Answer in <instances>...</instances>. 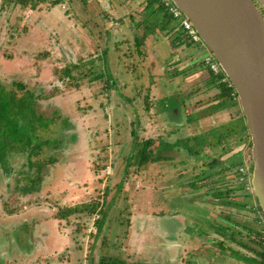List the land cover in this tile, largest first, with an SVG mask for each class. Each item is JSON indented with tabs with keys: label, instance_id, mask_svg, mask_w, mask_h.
Instances as JSON below:
<instances>
[{
	"label": "rangeland",
	"instance_id": "obj_1",
	"mask_svg": "<svg viewBox=\"0 0 264 264\" xmlns=\"http://www.w3.org/2000/svg\"><path fill=\"white\" fill-rule=\"evenodd\" d=\"M147 1L143 0L145 5ZM54 2L0 0V89L9 94L0 96V102L10 107L0 108L6 115L0 117V264H97L102 250L141 264H189L195 257L197 262L213 256L209 250L216 249L212 243L216 235H205L208 228L218 225L220 231H235L230 225L234 217L225 205L237 197L245 199L237 217L243 227L264 234V213L254 210L257 199L249 196L251 145L244 150L245 178L236 177L237 181L228 171L215 181L198 179L200 162L181 144L171 148L176 140L213 126L219 129L239 116L237 105L210 107L217 99L208 100L219 89L196 75L185 77L192 64L189 59L198 60L192 47H184L178 66H167L165 54H170L171 45L164 39L179 21L171 18L167 23L164 9L138 10L142 1L136 2L135 11L129 9L132 14L105 12L86 24L72 15L67 0L57 7L61 12L56 17H45ZM257 4L264 14V6ZM34 12L39 13L36 24ZM62 25L68 26L67 37L61 34ZM175 36L192 45L184 34L170 35V42ZM137 40H142L141 45ZM116 44L121 49L111 56V63L121 61L124 67L114 75L115 84L112 80L108 85L106 76L98 75L107 74L104 51ZM79 45L84 55L78 59ZM204 50L203 44L197 49ZM114 116L116 120L111 119ZM133 128L139 142L136 153L144 141L154 140L150 151L158 161L139 167L136 153L129 158L131 141L136 140ZM236 136L226 140L227 149L237 146ZM160 141L163 150L158 149ZM159 174L174 181L166 180L161 189ZM143 175L153 182L148 197L144 196L148 187L142 189ZM172 184L177 186L175 193ZM233 184L237 191L232 188L228 195L232 198L221 197L218 203L207 200L218 186ZM97 201L107 210L100 231L96 223L100 212L81 210L67 218L58 213L63 207ZM180 215L186 217L183 225L164 226L174 220L178 224ZM199 232L202 240L197 242ZM179 240H193L190 245H196V251L188 250L186 260L176 256L182 248L176 251L168 243ZM263 249L264 244L258 246Z\"/></svg>",
	"mask_w": 264,
	"mask_h": 264
},
{
	"label": "crops",
	"instance_id": "obj_2",
	"mask_svg": "<svg viewBox=\"0 0 264 264\" xmlns=\"http://www.w3.org/2000/svg\"><path fill=\"white\" fill-rule=\"evenodd\" d=\"M55 0H53L54 2ZM66 0H56L51 9H48V13L44 12V16L45 17H56V14L58 12H61L60 8H57L58 6H60L62 4V2H65ZM124 1L125 0H121V2L119 3L118 0H67V3L70 6V9L72 10L73 13L72 15L76 17L77 20H81L83 23H88L91 21H97L98 18H100V16H102L105 12L106 13H110V14H116V15H123V14H132L131 12H129V9L135 11L136 10V2L140 3L141 1L143 2V0H127V3L124 5ZM124 5V6H123ZM159 4H157L156 2H152L151 0L147 1V5H145V2H143V5L140 6V8H138V10L141 9H145L146 11L149 12V10L151 9V12L153 13L154 10H152L155 7H158ZM155 6V7H154ZM132 7V8H131ZM123 8H126V12L123 13ZM161 8V7H160ZM50 12V14H49ZM35 13V24H36V20L38 18L39 13ZM49 14V15H48ZM54 14V15H53ZM43 16V17H44ZM51 16V17H50ZM62 16V15H61ZM64 18V16H63ZM56 25H58L56 23ZM60 26V25H58ZM83 26V25H82ZM63 30L61 31V34H64L66 37L68 35V26L62 25ZM166 27H163V29H165ZM179 27H177V29L174 28H169L168 31L170 30L172 33H174L175 35L178 34L180 32H178ZM76 32L78 33V35H80L81 33L78 32V30H76ZM168 34L167 35V39H164L166 42H168L171 47H170V54H165V59H167V66L171 67V65H173V68H175L176 66H178L182 60V53H186L185 48L186 46H190L192 47V51L194 50V55L195 57H197V59L199 60L202 56H204L202 53H198L197 49L201 46V45H195V44H185L182 40L180 42L181 45L177 48H175L172 44H174V42H170L169 37L170 35L174 34ZM86 36V35H85ZM177 37V36H175ZM183 37V36H182ZM68 40L70 38H67ZM107 40V44H108V39ZM117 41H115L116 43ZM106 44V43H105ZM63 46V45H62ZM79 48L78 50V59L81 58L84 53L81 50V45L77 46ZM174 47V48H173ZM118 48V50H117ZM120 47H118V45L116 44V46L112 49H109V47L107 46L106 51H104L105 56H108V60L106 57V66H107V71L105 74L100 73L98 76H106V82L108 85H110V81H112L111 84H115L114 80H115V74L116 76L119 75L120 70L124 67H122V62L121 61H115L113 63H111V56L115 57L116 54L118 53V51H120ZM117 50V51H116ZM157 51V50H156ZM206 51V48L204 50V52ZM77 55V54H76ZM115 59V58H114ZM192 64L190 67H187V70H191L193 69V71L186 72L187 74H184L186 78L188 77H200L202 80L205 81V84H210L211 80H213L212 76H211V71L208 69L207 66H205L204 64H202V62H197L198 60H193V59H189ZM121 63V64H120ZM178 64V65H177ZM196 68V69H195ZM110 69V70H109ZM105 74V75H104ZM196 75V76H195ZM217 88V87H216ZM218 89V88H217ZM24 92H29L28 90L24 91ZM34 97V94L32 95ZM196 97H194L193 99H195ZM212 100L214 99H210L208 100V102H212ZM239 100V97H238ZM216 101V100H214ZM215 106H211L210 107H214V108H220L223 109L225 107H229V106H239V116L232 121L231 123H226V124H222V126H220V128L218 129L217 127H212L210 128V130H206V131H202V132H195V134H191L189 136H186L184 138L181 139H185V141L188 139V143L186 144V146H184V143H181L179 140H176V142L171 145V148H176L178 149L176 146L181 144L184 147V151H187L188 154L194 156V160H196L197 162H200V164L197 166L200 168L201 173H197L196 176L198 177V179L204 177V180H212L215 181L217 180L219 177H221L224 173V171H228V175L232 174V181H237L236 177L238 178V174L236 173V166L240 165L241 163H244V161L247 163V158H245L244 155V150L246 149L247 145H251V140H250V136L248 133V129H247V123H246V117L243 113L240 101H227V103H222L220 104V102H214ZM217 104V105H216ZM210 105V104H209ZM167 110L170 111V104H166ZM116 109V108H114ZM209 109V108H207ZM166 110V111H167ZM124 111V110H123ZM119 114V113H117ZM116 114V115H117ZM115 115L112 113V116ZM120 115V116H119ZM118 116L121 118L125 117L126 114H119ZM111 117V116H110ZM111 119H117V116H114ZM193 118H189L188 120H192ZM114 120V121H115ZM131 122L135 123V120H131ZM119 122H116V124H118ZM213 129L216 130L213 131ZM215 132V133H214ZM131 134L135 136L134 141H131L132 143V147L133 150L130 151L129 153V158L134 157L132 152H134V154L136 153V148L137 145L139 144L138 142V137H137V131L135 128H133V130L131 131ZM234 135H238L237 137V141L236 139L234 140L235 143L237 144L236 147L232 148V149H227L226 144L229 138H231V136ZM195 136H199V137H203V141L201 143L197 142V139H195ZM227 140V141H226ZM184 141V140H183ZM219 143V144H218ZM163 143L160 141L158 143V149L161 148L163 150ZM188 148V149H187ZM207 148V150L205 149ZM216 148H218V150H220L221 152H217V150H215ZM237 148V150H235ZM202 151H199V150ZM214 149V150H212ZM212 150V152L210 153V151ZM234 150V151H233ZM233 151L232 154H230V152ZM203 153V157L199 158L197 156V154ZM161 157V156H160ZM158 157L156 159H151L152 161L156 160L158 161ZM149 161L148 163H152V161ZM159 163V162H158ZM249 164V161H248ZM146 168H148V166L146 165ZM250 168V166H249ZM252 168V167H251ZM250 168V169H251ZM238 169V168H237ZM252 171V170H251ZM158 175V174H157ZM228 175L226 176L225 180H227ZM144 176V175H143ZM142 176V177H143ZM160 176V180H159V187L162 189V183L165 182L166 180L169 181H174L173 178H167V176L165 174H159ZM121 179H125L124 174L121 175ZM153 179V178H152ZM196 181V178H192ZM193 181V180H192ZM202 181V180H200ZM143 184V190L148 187V191L144 194V196L148 197V195L150 194L152 188H153V182L151 179H148V177H143L142 178V182ZM120 184V183H119ZM194 184V183H193ZM238 184V183H237ZM157 185V184H155ZM154 185V186H155ZM175 184L171 185V189L172 192L175 193L176 190ZM193 187V185H192ZM237 187L235 184L231 185V186H218V188L216 190H214V194L212 196V198H207L208 201H215V203H218L216 201L222 199L221 197H225V198H232L231 196H228L230 192L233 191L232 188ZM241 187L243 188V185H241ZM136 188V187H135ZM234 191L236 192L237 189L234 188ZM198 193L200 194L201 192L198 191ZM225 194V196H224ZM244 197V196H242ZM248 197V196H246ZM150 198V196H149ZM218 198V199H216ZM239 199V200H237ZM255 199V198H254ZM236 200V201H235ZM255 201V200H254ZM243 202H245V199L243 198L242 201H240V198L237 197L236 199H234V201H230L228 204L226 202L227 205H225V208H229L231 211L229 214L232 215V217H234L233 220H231V224L230 225H234L235 226V231H231L230 233H226L224 231H220L219 226L218 225H213L214 227L208 228V232L205 233L206 236L210 235H216V239L212 242L214 244V246L216 247V249H210L209 251L211 253H213L211 257L209 258H203V260H197L196 262V257H195V261L189 264H264V255L262 254V251L258 250V246L259 243L253 242L251 240V238L256 239L258 238V235L256 233V230L253 228H249L248 230H246L245 226L241 220H239L237 217H240V215L238 214V212L240 211L239 209L242 208L243 206ZM253 204L256 206V202H253ZM159 206H161L159 204ZM224 207V206H223ZM255 208V207H254ZM162 209V206H161ZM162 212H164L162 210ZM226 213H228L226 211ZM215 217V220H217L216 217H218L217 214L213 215ZM243 219V218H242ZM167 220V218H166ZM178 224H176L177 222L174 220L172 222H164V226L168 227L169 229H175L176 227H178V225L181 223L183 225L184 220H186V217L182 215L178 216L177 219ZM190 222L194 223L192 220H190ZM224 224V223H223ZM221 224V225H223ZM226 225V224H224ZM187 229V227H185ZM216 228V230H215ZM214 229V230H212ZM212 230V231H211ZM253 230V231H252ZM201 232L199 233H195L196 234V238H197V242L201 241L202 238H200ZM251 235L254 233L255 236L252 235V237H250L248 234ZM191 232H188L187 237H190ZM222 234L225 236V238H221L218 237V235L222 236ZM187 237H186V241H187ZM247 237V238H246ZM199 238V239H198ZM176 240L178 241V239L176 238ZM180 242H174V241H170L168 243H172L173 246L176 247V251L177 248L180 247L182 248L184 251L179 252L177 251L176 256H180V258L183 259H187V253L188 250H193L195 249L196 245H190L192 243V241L189 242H183L181 240H179ZM204 241V240H203ZM167 243V244H168ZM218 243H224L222 247H218ZM166 244V245H167ZM201 245L205 246V243H201ZM171 246V245H170ZM185 246V247H184ZM186 247L189 249H186ZM204 248V247H203ZM197 249V248H196ZM195 249V251H196ZM208 249V248H206ZM185 252V254H184ZM184 254V255H183ZM263 255V256H262ZM173 262H175V260H173ZM177 262V261H176Z\"/></svg>",
	"mask_w": 264,
	"mask_h": 264
},
{
	"label": "water",
	"instance_id": "obj_3",
	"mask_svg": "<svg viewBox=\"0 0 264 264\" xmlns=\"http://www.w3.org/2000/svg\"><path fill=\"white\" fill-rule=\"evenodd\" d=\"M257 1L173 0L238 94L251 140L253 193L264 213V14Z\"/></svg>",
	"mask_w": 264,
	"mask_h": 264
},
{
	"label": "trees",
	"instance_id": "obj_4",
	"mask_svg": "<svg viewBox=\"0 0 264 264\" xmlns=\"http://www.w3.org/2000/svg\"><path fill=\"white\" fill-rule=\"evenodd\" d=\"M151 1L153 3L156 2L157 4H159V2L157 0H151ZM159 9H164L165 10V13L163 15L166 17L165 18L166 19V22L169 23L168 21L171 18H173V17L167 12V10L163 7L162 4H159L157 8H154L153 9L154 10L153 13L154 12H158ZM165 27H167V26H165ZM178 27H179V25H178ZM177 31L180 32L179 35H183L184 34L182 27L181 28L179 27ZM178 38H179V36L175 37L171 41V42H174V44H172V45L174 47L176 46L175 48L179 47L181 45V43H182V42H180L178 40ZM141 41L142 40H140V41L137 40V43H140V45H141ZM206 52H208V51L206 50L202 54L204 55ZM214 60L217 61L216 58H214ZM197 62H199V63L202 62V64H204L205 66H207L208 69L210 70L209 65H207L205 63L206 61L204 60L203 56ZM210 73H211V76H212L213 80H211L210 84H207V85H209V86H212L213 85L214 87H217L219 89V92H217L212 99H217V101L220 102V104L227 103V101H229V100H231V101H238L239 102V100H238V94H237V92L235 90V87L232 85L231 81L227 77V75L224 72V70L221 69L220 74H214L212 72H210ZM223 79H226V81H224ZM7 92L8 91H4L3 92L0 89V96H2V95H8L9 96V94H7ZM0 101H1V99H0ZM0 105H2V107H0L1 109H3L4 106H6L7 109H10L8 103L7 104H3L2 102H0ZM212 106H215V104L213 103ZM1 109H0V117H5L6 115L4 114V112H2ZM5 112H7V111H5ZM7 113H9V112H7ZM247 129H248V127H247ZM213 131L216 132L215 129H213ZM248 133H249V131H248ZM249 136H250V134H249ZM194 138L197 139V142H199V143H201L203 141V137L195 136ZM179 141L180 142L182 141L181 143H184L183 145L187 147L186 144L188 143V139L186 141H185V139H180ZM153 143H154V140L148 139V140H146V141L143 142L142 146L139 147L138 152L136 153L138 155V157H139L138 158V161H136V162L139 163L138 164L139 167H141L142 164L144 165V164L148 163L151 159H153L156 156L154 154V152H151L150 151V150H152L150 146ZM165 144L169 145L170 143H165ZM163 145H164V143H163ZM160 149L161 148H159V150ZM136 154H133V156H135ZM240 164H242V163L240 162ZM236 172L238 174V177L240 178L241 172L239 171V168L237 169ZM249 196L250 197H255L253 191L251 193H249ZM256 201H257L256 202L257 204H256V206H254L255 207L254 210L255 211H259V212H261L263 214V211L261 209V206H260L258 200H256ZM84 204H85L84 206L76 205V206H70L68 208L63 207V209L59 210L58 213L61 214L62 217L67 218V217L70 216V214L75 213L76 211H81V210H88L90 212H94V211L100 212L101 213L100 214L101 216L96 220V223H97L98 228H99V231H100L101 228L103 227V224H102L103 215L105 214V212L107 210H104L103 207H99V202L98 201L97 202H93V203H84ZM99 233L100 232H98L97 234H99ZM256 233L258 235V238H256V239L251 238V240L253 242L259 243V245H263L264 244V234L262 232H256ZM248 235L250 237H252L251 233L248 234ZM262 254L264 255V252L263 251H262ZM96 261H97V264H141V262H139V261L129 260L128 258L123 257L121 255L112 254V253H109L108 251L103 252V250H102V253L99 256H97ZM183 264H187V263H183Z\"/></svg>",
	"mask_w": 264,
	"mask_h": 264
},
{
	"label": "built area",
	"instance_id": "obj_5",
	"mask_svg": "<svg viewBox=\"0 0 264 264\" xmlns=\"http://www.w3.org/2000/svg\"><path fill=\"white\" fill-rule=\"evenodd\" d=\"M159 4H162L163 7L167 10V12L174 18L179 21V27L183 29L184 36L186 40L190 41L192 44L196 45H204V42L200 35L198 34L196 28L192 24V22L185 17L182 11L178 8V6L173 2V0H157ZM205 46V45H204ZM205 63L209 65L210 70L214 74H220L221 66L218 61L214 60V56L211 52H208L206 56H204ZM224 81L226 79H223ZM246 168V167H245ZM239 171L241 172L240 179H244L246 173H243L244 167L239 166ZM264 252V249H263Z\"/></svg>",
	"mask_w": 264,
	"mask_h": 264
},
{
	"label": "clouds",
	"instance_id": "obj_6",
	"mask_svg": "<svg viewBox=\"0 0 264 264\" xmlns=\"http://www.w3.org/2000/svg\"><path fill=\"white\" fill-rule=\"evenodd\" d=\"M195 45H196V44H195ZM204 45H205V44H204ZM197 46H198V45H197ZM205 48H206V50H207L208 52H210V50L206 47V45H205ZM208 52H206L204 56H206ZM212 55H213V54H212ZM204 56H203V58H204ZM214 58H215V57H214ZM210 71H211V70H210ZM211 72H212V71H211ZM212 73H213V72H212ZM225 81H226V80H225ZM243 164H244V163H243ZM243 164H241V165H243ZM238 168H239V167H238Z\"/></svg>",
	"mask_w": 264,
	"mask_h": 264
}]
</instances>
